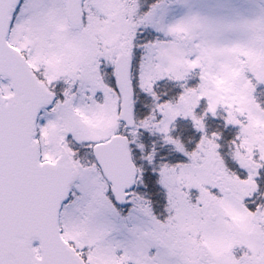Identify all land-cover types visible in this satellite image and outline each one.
Returning <instances> with one entry per match:
<instances>
[{
	"label": "snow or ice",
	"instance_id": "obj_1",
	"mask_svg": "<svg viewBox=\"0 0 264 264\" xmlns=\"http://www.w3.org/2000/svg\"><path fill=\"white\" fill-rule=\"evenodd\" d=\"M0 264H264V0H0Z\"/></svg>",
	"mask_w": 264,
	"mask_h": 264
}]
</instances>
